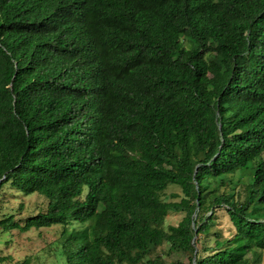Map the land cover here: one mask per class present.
<instances>
[{"label": "trees", "instance_id": "trees-1", "mask_svg": "<svg viewBox=\"0 0 264 264\" xmlns=\"http://www.w3.org/2000/svg\"><path fill=\"white\" fill-rule=\"evenodd\" d=\"M5 184L47 204L0 229L62 225L66 264H264V0H0Z\"/></svg>", "mask_w": 264, "mask_h": 264}, {"label": "rangeland", "instance_id": "rangeland-1", "mask_svg": "<svg viewBox=\"0 0 264 264\" xmlns=\"http://www.w3.org/2000/svg\"><path fill=\"white\" fill-rule=\"evenodd\" d=\"M232 184L220 187L219 192L233 193L235 198L244 196V176L239 172L228 175ZM240 180V182H237ZM180 193L175 185H170L165 191L167 200H178L172 198L171 194ZM47 199L38 194L23 195L9 184L3 185L0 191V219L7 215H13L15 220L22 221L29 216L46 210ZM181 213H169L165 219V227L176 225L182 218ZM215 221L210 228V233L206 236L199 235L200 240L197 249L202 246L213 245L214 236L220 233L223 237H229L234 232V227L223 207H217L215 211ZM75 227H80L77 223H72ZM70 228V226L68 227ZM62 225H52L50 227L31 228L28 231L20 232L10 230L4 232L0 229V264H66L60 251V234ZM159 256L165 264H187L188 254L183 252H171L166 243L158 246L152 257ZM4 257V259H2ZM262 261L264 262V251Z\"/></svg>", "mask_w": 264, "mask_h": 264}]
</instances>
